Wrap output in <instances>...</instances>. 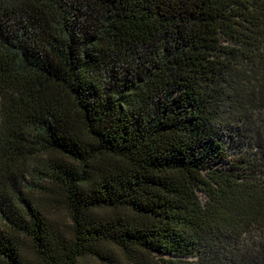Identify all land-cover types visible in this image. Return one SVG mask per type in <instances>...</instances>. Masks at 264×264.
I'll list each match as a JSON object with an SVG mask.
<instances>
[{
    "label": "trees",
    "instance_id": "trees-1",
    "mask_svg": "<svg viewBox=\"0 0 264 264\" xmlns=\"http://www.w3.org/2000/svg\"><path fill=\"white\" fill-rule=\"evenodd\" d=\"M0 264H264V0H0Z\"/></svg>",
    "mask_w": 264,
    "mask_h": 264
},
{
    "label": "rangeland",
    "instance_id": "rangeland-1",
    "mask_svg": "<svg viewBox=\"0 0 264 264\" xmlns=\"http://www.w3.org/2000/svg\"><path fill=\"white\" fill-rule=\"evenodd\" d=\"M56 218L59 220V221H61V222H67V217H66V214H65V211L64 210H62V209H58L57 211H56ZM159 256H161L160 254H158ZM164 257H166V256H164Z\"/></svg>",
    "mask_w": 264,
    "mask_h": 264
}]
</instances>
